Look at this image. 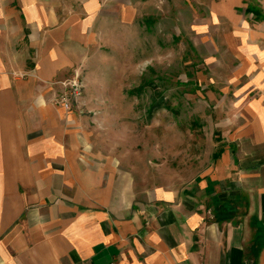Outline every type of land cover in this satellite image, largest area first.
I'll return each instance as SVG.
<instances>
[{"label": "crops", "instance_id": "0c3cea01", "mask_svg": "<svg viewBox=\"0 0 264 264\" xmlns=\"http://www.w3.org/2000/svg\"><path fill=\"white\" fill-rule=\"evenodd\" d=\"M139 9L0 0V264H264V19L243 0L214 3L195 24L229 110L192 186L137 187L101 148L85 102H58L55 83L76 71L89 81Z\"/></svg>", "mask_w": 264, "mask_h": 264}, {"label": "rangeland", "instance_id": "374dc122", "mask_svg": "<svg viewBox=\"0 0 264 264\" xmlns=\"http://www.w3.org/2000/svg\"><path fill=\"white\" fill-rule=\"evenodd\" d=\"M226 1L138 0V22L121 50L107 52L89 81L82 76L81 105L96 120L101 148L121 159L139 188L192 186L220 149L228 100L211 82L199 50L209 42L195 24ZM243 4L264 13V0Z\"/></svg>", "mask_w": 264, "mask_h": 264}, {"label": "built area", "instance_id": "2783aa9c", "mask_svg": "<svg viewBox=\"0 0 264 264\" xmlns=\"http://www.w3.org/2000/svg\"><path fill=\"white\" fill-rule=\"evenodd\" d=\"M62 87L58 102L67 111L76 104H80L84 95V83L81 72L76 71L70 78L56 82Z\"/></svg>", "mask_w": 264, "mask_h": 264}, {"label": "trees", "instance_id": "16d2710c", "mask_svg": "<svg viewBox=\"0 0 264 264\" xmlns=\"http://www.w3.org/2000/svg\"><path fill=\"white\" fill-rule=\"evenodd\" d=\"M247 12L254 14L257 19H264V13L260 9H257L255 7H248Z\"/></svg>", "mask_w": 264, "mask_h": 264}]
</instances>
